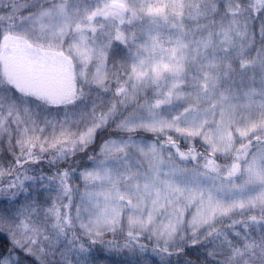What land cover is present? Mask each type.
Segmentation results:
<instances>
[{"label":"snow or ice","instance_id":"6c2138e0","mask_svg":"<svg viewBox=\"0 0 264 264\" xmlns=\"http://www.w3.org/2000/svg\"><path fill=\"white\" fill-rule=\"evenodd\" d=\"M264 264V0H0V264Z\"/></svg>","mask_w":264,"mask_h":264},{"label":"rangeland","instance_id":"374dc122","mask_svg":"<svg viewBox=\"0 0 264 264\" xmlns=\"http://www.w3.org/2000/svg\"><path fill=\"white\" fill-rule=\"evenodd\" d=\"M112 259H114V261H112V264H121V262L124 260V257L113 255Z\"/></svg>","mask_w":264,"mask_h":264},{"label":"trees","instance_id":"16d2710c","mask_svg":"<svg viewBox=\"0 0 264 264\" xmlns=\"http://www.w3.org/2000/svg\"><path fill=\"white\" fill-rule=\"evenodd\" d=\"M112 261H114V259H112Z\"/></svg>","mask_w":264,"mask_h":264}]
</instances>
